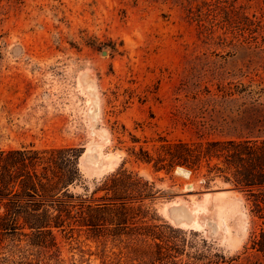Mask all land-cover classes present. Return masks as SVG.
Returning a JSON list of instances; mask_svg holds the SVG:
<instances>
[{
	"label": "rangeland",
	"instance_id": "rangeland-1",
	"mask_svg": "<svg viewBox=\"0 0 264 264\" xmlns=\"http://www.w3.org/2000/svg\"><path fill=\"white\" fill-rule=\"evenodd\" d=\"M199 11L202 24L191 16ZM243 15L251 25L234 23ZM159 139L198 147L199 163L157 172L130 155L154 153ZM263 140L264 0H0V153L10 184L0 194L13 190L0 197V215L18 218L0 233V264H264L262 191L230 182L249 163L228 143ZM209 142L224 144L219 158L204 156ZM66 149L80 174L68 195L20 197L11 154L25 152L16 157L25 171L33 153ZM121 168L159 191L144 202L145 222L117 237L108 222L80 226V211L87 216L93 193ZM52 200L69 205L63 228H22L43 210L57 217ZM146 226L166 238L136 235Z\"/></svg>",
	"mask_w": 264,
	"mask_h": 264
},
{
	"label": "trees",
	"instance_id": "trees-1",
	"mask_svg": "<svg viewBox=\"0 0 264 264\" xmlns=\"http://www.w3.org/2000/svg\"><path fill=\"white\" fill-rule=\"evenodd\" d=\"M187 1L191 2L192 0ZM191 16L202 24V11L197 13L192 12ZM234 21H236L234 22L235 24L239 23L240 26L241 21H243L245 25L252 24L250 18L246 15H243L241 18L238 17ZM133 140V142H137L135 139ZM228 143L235 149L232 156L234 155L236 160L241 162L247 161L249 163L247 167L244 165L242 171L238 169L236 173L233 174V181H229L234 183L236 187L248 189L247 191L250 192L254 189L261 190L262 193H260V195L264 203V158H262V155H264V140L261 142V146H259L258 143L251 145L250 141H231ZM223 146L224 144L220 142H209L204 151V156L208 158H219L223 154L221 149ZM154 148L156 149L154 153L143 147H140L138 153L133 149L130 155L142 162L153 165L157 172H170L177 165L186 167L196 166L203 154V151L194 145L182 141L171 142L166 139H159V145H154ZM73 151L74 149L53 150L51 152L52 157L50 158H44L41 156V152H35L33 153L35 157L31 158L29 161L31 169H26L25 171L23 169L18 170L19 168L17 167L19 162L23 165L25 164L23 167H26L25 161L22 158L16 159L17 156L22 157L25 155V152L12 153L11 155L15 157V159H13L14 165L12 168H14L16 172V177H24V180L20 182L22 189L20 197L28 196L41 198L44 196L45 198L55 199V197L60 194L68 195L70 185H73L80 179V174L77 169V160L79 157L76 155H68ZM62 155L65 156L62 158ZM4 156L5 152L0 153V190L8 191L10 184L7 183L3 176ZM40 165H43V172L41 174L37 172V167ZM48 173H51V176ZM15 184L16 183H13V188ZM155 190L156 188L153 183L144 181L142 178L138 177L137 174L121 168L105 180L103 187H100L93 193V203L89 204L87 207V216H83L85 214L84 210L80 211V226L100 228L103 224L101 222H108L114 226L112 231L114 237L127 234L124 232V228H128L130 223L134 224L133 222L138 221L142 223L145 222L144 220L146 217L143 215L144 202L147 200L152 201L159 192ZM99 192H104V194L100 197H96V194ZM12 194L13 190L8 194H0V197L10 196ZM14 196L19 195L15 194ZM16 202L19 204L21 201L17 200ZM56 202H58L57 205L60 206L57 217H51L49 211L43 210L42 213L25 219L24 224L21 225L22 228L35 232L53 231L55 228H63L66 222L63 213L66 212V216L71 218V211L64 209V205L69 206L64 200H52L50 203L53 205ZM45 203L46 202L41 200L34 204L36 205L35 207L40 208V205H45ZM136 204H139L137 208L135 207ZM35 211L39 212L40 209H35ZM17 226L18 218H4L0 215V233L15 230ZM152 227L146 226V228H143L142 231L136 233V235L146 239H160L163 241L166 238L163 232L160 230L159 232L152 231ZM261 248L262 249L259 250L264 251V247Z\"/></svg>",
	"mask_w": 264,
	"mask_h": 264
},
{
	"label": "water",
	"instance_id": "water-1",
	"mask_svg": "<svg viewBox=\"0 0 264 264\" xmlns=\"http://www.w3.org/2000/svg\"><path fill=\"white\" fill-rule=\"evenodd\" d=\"M176 172L177 173H188V170L187 169H185V168H177V170H176Z\"/></svg>",
	"mask_w": 264,
	"mask_h": 264
},
{
	"label": "bare ground",
	"instance_id": "bare-ground-1",
	"mask_svg": "<svg viewBox=\"0 0 264 264\" xmlns=\"http://www.w3.org/2000/svg\"><path fill=\"white\" fill-rule=\"evenodd\" d=\"M187 176V175H186Z\"/></svg>",
	"mask_w": 264,
	"mask_h": 264
}]
</instances>
